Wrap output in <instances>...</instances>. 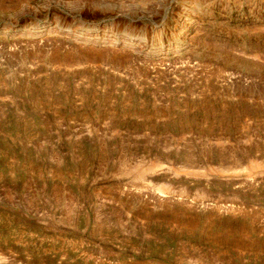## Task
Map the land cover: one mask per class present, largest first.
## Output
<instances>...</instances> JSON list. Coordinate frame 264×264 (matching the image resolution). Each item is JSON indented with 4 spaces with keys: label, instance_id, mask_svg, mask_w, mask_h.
<instances>
[{
    "label": "rangeland",
    "instance_id": "rangeland-1",
    "mask_svg": "<svg viewBox=\"0 0 264 264\" xmlns=\"http://www.w3.org/2000/svg\"><path fill=\"white\" fill-rule=\"evenodd\" d=\"M0 264H264V0H0Z\"/></svg>",
    "mask_w": 264,
    "mask_h": 264
},
{
    "label": "bare ground",
    "instance_id": "bare-ground-1",
    "mask_svg": "<svg viewBox=\"0 0 264 264\" xmlns=\"http://www.w3.org/2000/svg\"><path fill=\"white\" fill-rule=\"evenodd\" d=\"M106 25H104V26H85L80 32H76L75 33V35H76V37L77 38H82L83 40H84V42H86V43H90L91 41H95V40H100V39H102L101 37H100V35H101V33L102 32H104L105 31V29H106ZM36 29H38L37 27L36 28H34V31L33 32H36L37 30ZM31 30V29H30ZM51 30V29H50ZM17 31H19V30H17ZM32 31V30H31ZM57 31V30H56ZM4 34H8L9 32H16L13 28H11V27H7L6 26V28H5V30H4ZM21 32V31H20ZM39 32V31H38ZM107 36V35H106ZM106 39V38H105ZM118 39V40H117ZM110 40V39H109ZM132 40V38H129V37H127V38H122V39H120L119 40V38H116V37H112L111 38V44H112V46L114 45V44H118V45H123V46H126V45H128V44H130V41ZM85 43V44H86ZM102 43H105V41H103ZM132 43V42H131ZM110 44V43H109ZM135 46V45H134ZM137 46V45H136Z\"/></svg>",
    "mask_w": 264,
    "mask_h": 264
}]
</instances>
